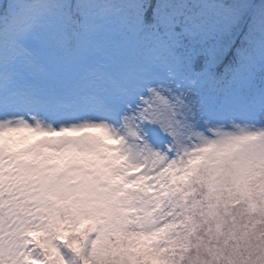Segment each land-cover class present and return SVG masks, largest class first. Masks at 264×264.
Returning <instances> with one entry per match:
<instances>
[{
    "label": "snow or ice",
    "instance_id": "6c2138e0",
    "mask_svg": "<svg viewBox=\"0 0 264 264\" xmlns=\"http://www.w3.org/2000/svg\"><path fill=\"white\" fill-rule=\"evenodd\" d=\"M0 264H264V0H0Z\"/></svg>",
    "mask_w": 264,
    "mask_h": 264
}]
</instances>
